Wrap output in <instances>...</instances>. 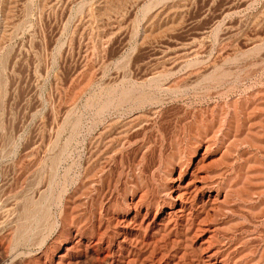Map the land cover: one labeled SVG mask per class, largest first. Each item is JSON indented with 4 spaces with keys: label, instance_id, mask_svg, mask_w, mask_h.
I'll use <instances>...</instances> for the list:
<instances>
[{
    "label": "rangeland",
    "instance_id": "obj_1",
    "mask_svg": "<svg viewBox=\"0 0 264 264\" xmlns=\"http://www.w3.org/2000/svg\"><path fill=\"white\" fill-rule=\"evenodd\" d=\"M0 264H264V0H0Z\"/></svg>",
    "mask_w": 264,
    "mask_h": 264
}]
</instances>
